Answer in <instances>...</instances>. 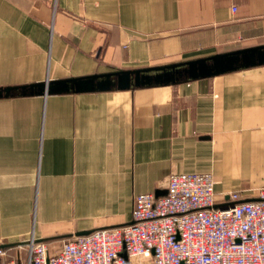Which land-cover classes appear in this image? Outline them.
Returning <instances> with one entry per match:
<instances>
[{
  "label": "crops",
  "instance_id": "obj_1",
  "mask_svg": "<svg viewBox=\"0 0 264 264\" xmlns=\"http://www.w3.org/2000/svg\"><path fill=\"white\" fill-rule=\"evenodd\" d=\"M263 44L264 0H0V87ZM174 173L213 174L219 196L264 186V65L179 85L0 99V246L35 234L61 247L129 224L135 197L162 193ZM6 249L15 259L18 246Z\"/></svg>",
  "mask_w": 264,
  "mask_h": 264
},
{
  "label": "built area",
  "instance_id": "obj_2",
  "mask_svg": "<svg viewBox=\"0 0 264 264\" xmlns=\"http://www.w3.org/2000/svg\"><path fill=\"white\" fill-rule=\"evenodd\" d=\"M210 173H174L165 195L139 194L133 221L73 236L59 249L33 234L0 264H264V186L219 196ZM235 204V205H233Z\"/></svg>",
  "mask_w": 264,
  "mask_h": 264
},
{
  "label": "water",
  "instance_id": "obj_3",
  "mask_svg": "<svg viewBox=\"0 0 264 264\" xmlns=\"http://www.w3.org/2000/svg\"><path fill=\"white\" fill-rule=\"evenodd\" d=\"M264 65V44L215 54L209 57L135 69H117L84 77L47 80L21 86L0 87V99L28 96L84 94L110 91H129L143 88L179 85L191 81L212 78L231 72ZM167 191L157 196L165 195ZM235 205V204H233ZM84 231L72 236H84ZM71 235H65L68 238ZM45 241V239H40ZM27 242L4 244L25 246Z\"/></svg>",
  "mask_w": 264,
  "mask_h": 264
},
{
  "label": "rangeland",
  "instance_id": "obj_4",
  "mask_svg": "<svg viewBox=\"0 0 264 264\" xmlns=\"http://www.w3.org/2000/svg\"><path fill=\"white\" fill-rule=\"evenodd\" d=\"M246 188V187H245ZM250 189V188H249ZM255 189H258V188H255ZM255 189H250L251 191L249 192V193H255ZM26 238H28V237H26ZM63 237H56V238H53V239H62ZM52 240V239H51ZM60 244H56V245H54L53 247H55L54 249H57V248H59L60 246H59Z\"/></svg>",
  "mask_w": 264,
  "mask_h": 264
}]
</instances>
